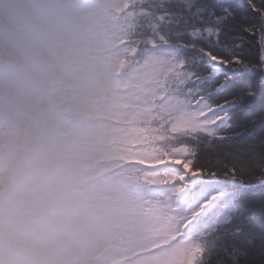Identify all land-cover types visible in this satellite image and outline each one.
Wrapping results in <instances>:
<instances>
[{
	"label": "snow or ice",
	"instance_id": "1",
	"mask_svg": "<svg viewBox=\"0 0 264 264\" xmlns=\"http://www.w3.org/2000/svg\"><path fill=\"white\" fill-rule=\"evenodd\" d=\"M0 264H264V0H0Z\"/></svg>",
	"mask_w": 264,
	"mask_h": 264
}]
</instances>
